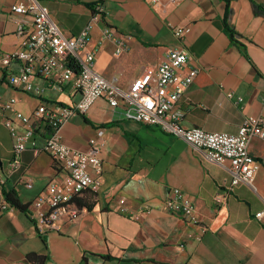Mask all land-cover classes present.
Returning <instances> with one entry per match:
<instances>
[{
  "label": "crops",
  "instance_id": "1",
  "mask_svg": "<svg viewBox=\"0 0 264 264\" xmlns=\"http://www.w3.org/2000/svg\"><path fill=\"white\" fill-rule=\"evenodd\" d=\"M16 1L0 0V97H15L13 109L26 115L40 104L73 106L80 92L70 80L36 73L31 81L39 91L8 82L21 66L20 60L6 62L3 56L19 48L9 11ZM40 1L65 36L89 26L85 49L95 51L94 69L124 89L145 65L160 63L171 47H184L188 59L176 74L198 71L177 102L183 126L236 133L248 115L264 117V0ZM86 3L95 4L93 10ZM177 25L185 27L182 37L174 34ZM119 41L124 49L117 53ZM12 112L0 106V205L7 202L0 209V264H34L28 259L33 252L46 254V264H264V216L255 217L264 208L263 139L253 138L249 146L259 161L252 184L239 183L227 203L218 205L213 197L230 180L226 166L205 160L181 136L126 118L122 102L112 107L100 97L59 132L65 144L83 151L90 139L97 141L102 183L97 190L75 191L82 205L66 204L76 214H63L60 230H40L39 219L30 216L34 198L51 191L50 182L65 191L72 183L49 153L30 145L10 171L13 138L4 120ZM35 124L43 130L45 122ZM48 131L47 126L45 136ZM45 136L35 131L38 145ZM173 187L191 199L199 223L207 226L204 233L200 224L166 208ZM11 190L29 214L6 200L4 192Z\"/></svg>",
  "mask_w": 264,
  "mask_h": 264
},
{
  "label": "built area",
  "instance_id": "2",
  "mask_svg": "<svg viewBox=\"0 0 264 264\" xmlns=\"http://www.w3.org/2000/svg\"><path fill=\"white\" fill-rule=\"evenodd\" d=\"M102 7L101 3L96 4L98 12L102 11ZM9 11L15 21L20 43L19 48L5 52L3 56L6 62L20 60L21 66L18 72L8 76V82L26 91H39L40 88L33 86L31 81V77L38 73L45 78L70 80L72 87L80 92V98L73 106L62 103L50 106L40 104L32 115L13 109L15 97L6 100L0 97L2 109L13 111L12 116L4 120L13 138L10 171L19 167V155L30 145L35 151L49 153L66 170L67 178L72 183L65 191L58 182H50L51 191L34 198L30 216L39 219L40 230H60L63 214L69 217L76 214V210L66 205L75 191L97 190L102 183L103 165L97 141L90 139V148L83 151L65 144L59 132L64 122L75 115L86 113L100 97L106 98L112 107L122 102L126 118L155 124L163 131L181 136L194 148L201 150L205 160L226 166L230 180L214 195L216 204H226L239 183L252 184L259 169V161L251 154L249 146L255 137L264 140V117L248 115L236 133L183 126L181 120L184 112L177 106V102L198 71L189 68L183 76L176 74L177 69L184 66L188 59L184 47H171L160 63L145 65L128 88L124 89L117 85L115 78L109 80L94 69L95 51L85 49L88 25L79 35L65 36L40 0H17ZM107 31L105 35L110 34ZM184 32V26L174 27L177 37H182ZM123 49V43L119 41L116 52ZM227 95L231 97L233 94L228 92ZM242 100L241 96L237 98L238 102ZM36 120L44 121L49 128L41 145L37 144L35 138ZM15 121L21 123L22 127L16 126ZM27 185L31 186V183ZM6 205L7 202H3L0 209ZM44 205L48 207L46 212L39 210ZM165 206L170 212L184 216L189 223L200 224L195 205L178 187L170 190ZM263 216L264 208L255 212L256 218ZM200 225L204 233L207 226ZM96 264L103 263L100 261Z\"/></svg>",
  "mask_w": 264,
  "mask_h": 264
},
{
  "label": "trees",
  "instance_id": "3",
  "mask_svg": "<svg viewBox=\"0 0 264 264\" xmlns=\"http://www.w3.org/2000/svg\"><path fill=\"white\" fill-rule=\"evenodd\" d=\"M86 5L93 10V5H95V4L86 3ZM226 28H227L230 36L232 38H234V33H235L234 30L232 28L228 27L227 24H226ZM41 124L42 123H38L37 126H40ZM41 128H43V130H39L38 127L36 128V126H35V131L40 136H45L44 132L47 129V126L44 124V127H41ZM4 194H5L6 200L11 204V206L16 207V208L20 209L21 211H24V212L29 214L28 205L21 203V201L19 200L18 196L16 195V193L13 190L6 191V192H4ZM69 201L70 202H75L78 205H82V202L79 201V199L77 197V194H73ZM28 259L31 262H33L34 264H46L47 255L46 254H37V253L33 252V253L28 255Z\"/></svg>",
  "mask_w": 264,
  "mask_h": 264
}]
</instances>
